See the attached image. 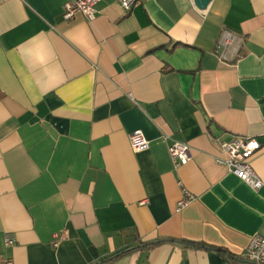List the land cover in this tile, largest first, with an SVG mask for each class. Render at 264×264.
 <instances>
[{
    "label": "crops",
    "instance_id": "crops-1",
    "mask_svg": "<svg viewBox=\"0 0 264 264\" xmlns=\"http://www.w3.org/2000/svg\"><path fill=\"white\" fill-rule=\"evenodd\" d=\"M66 1L0 0V264H251L264 185L214 158L253 136L264 181V0Z\"/></svg>",
    "mask_w": 264,
    "mask_h": 264
},
{
    "label": "built area",
    "instance_id": "built-area-1",
    "mask_svg": "<svg viewBox=\"0 0 264 264\" xmlns=\"http://www.w3.org/2000/svg\"><path fill=\"white\" fill-rule=\"evenodd\" d=\"M99 0H67L63 4L61 18L64 20L71 19L76 13L83 14L89 21L93 20L96 15L95 5ZM124 11H129L136 0H117ZM167 138L168 136H164ZM129 143L134 152L148 148L149 142L143 132L139 129L132 131L129 136ZM221 155H217L214 161L226 168L228 172L233 173L244 181L251 189L257 190L264 185V181L255 172L251 161L253 156L260 149V142L253 136L235 135L229 140L219 141ZM167 151L174 167L186 164L192 158L191 147L186 141L171 139L167 143ZM182 197L176 203V210L194 199L193 194L181 182ZM14 240L12 237L5 238V244H11ZM245 260L251 264H264V234H254L250 237L247 246L242 252ZM7 264H12L8 259Z\"/></svg>",
    "mask_w": 264,
    "mask_h": 264
},
{
    "label": "water",
    "instance_id": "water-1",
    "mask_svg": "<svg viewBox=\"0 0 264 264\" xmlns=\"http://www.w3.org/2000/svg\"><path fill=\"white\" fill-rule=\"evenodd\" d=\"M211 0H193L195 6L198 9H205Z\"/></svg>",
    "mask_w": 264,
    "mask_h": 264
}]
</instances>
